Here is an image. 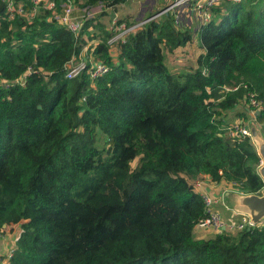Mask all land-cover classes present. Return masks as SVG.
I'll use <instances>...</instances> for the list:
<instances>
[{
	"label": "trees",
	"instance_id": "obj_1",
	"mask_svg": "<svg viewBox=\"0 0 264 264\" xmlns=\"http://www.w3.org/2000/svg\"><path fill=\"white\" fill-rule=\"evenodd\" d=\"M54 1L30 16L17 0L13 19L0 1V236L22 230L6 264H264V226L195 236L196 182L264 190L255 141L228 133L252 96L264 128V0L223 4L195 43L165 15L114 46L127 0ZM69 3L78 37L61 23ZM88 43L110 72L68 79Z\"/></svg>",
	"mask_w": 264,
	"mask_h": 264
},
{
	"label": "built area",
	"instance_id": "obj_2",
	"mask_svg": "<svg viewBox=\"0 0 264 264\" xmlns=\"http://www.w3.org/2000/svg\"><path fill=\"white\" fill-rule=\"evenodd\" d=\"M5 4L7 13L10 18L13 19L15 16H25L24 7L17 3V0H0ZM135 1L137 4L141 5L147 0H127L125 3L118 6L114 13L110 25V32L113 33V37L109 41V44L114 46L117 43H124L127 36L139 29H142L149 21L157 19L161 15H171L172 25L179 32H189L194 37V43L197 42V37L205 28L212 22L215 17V10L221 7L223 4H241L245 0H168L167 4L163 8L158 9V13L148 18L146 20H138L139 15L142 13L144 7L140 9L136 8V14L128 16L127 20L123 19V9L127 8L128 4ZM32 13L30 16H34L41 9L55 10L56 2L54 0H32ZM139 10V11H138ZM75 11V6L69 3L66 7L65 13L61 18V23L66 26L76 37H78L82 31L83 20H76L73 18L72 14ZM138 11V12H137ZM120 18L123 20L120 22ZM94 50H91V44L88 43L83 49L79 57H74L68 64V79H75L87 68H89V73L92 79H97L103 77L110 72V67L101 61L97 60L93 54ZM206 73V70L203 71ZM229 91L228 88H226ZM251 106L254 110L251 111L250 119L248 122H236L233 126L228 127V133L231 139L236 140L243 137H250L253 140L255 138L252 136V128H255L259 136V128H262L257 123V116L260 113L263 104L252 96ZM261 157V156H260ZM264 166L263 159L261 157L260 169ZM259 169V171H260ZM232 188L235 189L237 194L242 197L248 196L240 193L236 190V184H231ZM197 192L201 193L206 204L207 217L200 221L196 226V232H209L213 231L215 234H220L223 231L235 232L243 231L245 229H251L256 226H264V216L259 221L255 223L252 220L251 215L244 212H233L230 220L225 221L221 212L216 208L217 201L213 199L204 190V184L202 181H198L195 184ZM226 208H228L226 206ZM1 237V236H0ZM15 250H10L6 256L10 259Z\"/></svg>",
	"mask_w": 264,
	"mask_h": 264
},
{
	"label": "crops",
	"instance_id": "obj_3",
	"mask_svg": "<svg viewBox=\"0 0 264 264\" xmlns=\"http://www.w3.org/2000/svg\"><path fill=\"white\" fill-rule=\"evenodd\" d=\"M81 1L83 2V0H81ZM167 2H168V0H162L160 4H157V6L154 7L156 10L153 9L152 11L157 12L159 9L158 5L161 8H163L166 6ZM147 4H148V2H144L142 4V6L145 7V6H147ZM152 4H153L152 2L149 3V5H151V8H153ZM77 11L78 10L75 7L74 12H77ZM122 16H124V15H122ZM202 182L204 184V190L203 191L207 192L210 196L213 197V199H215L217 201L216 208H217V205H220V206H223L224 208L227 206L228 207L227 209L231 210L233 212H235L237 209L242 211L241 199L243 197H241L240 195L237 194L235 189L232 188L231 184H228L226 182H223L220 184H214L211 182V180L208 177H206ZM234 206H236V208ZM224 217L228 218L229 216L226 215ZM197 233H201V232H197ZM204 234H206V233H204ZM4 236L0 237V264H6L7 261L6 260L4 261L3 259L7 258L6 254L11 248L10 245L15 244L14 242L10 241V238H8L6 234ZM202 237H203V235L199 236L198 239H205Z\"/></svg>",
	"mask_w": 264,
	"mask_h": 264
},
{
	"label": "rangeland",
	"instance_id": "obj_4",
	"mask_svg": "<svg viewBox=\"0 0 264 264\" xmlns=\"http://www.w3.org/2000/svg\"><path fill=\"white\" fill-rule=\"evenodd\" d=\"M161 1L162 0H147L146 2H148V4L149 3H153L152 4V6H153V8H151L152 10L154 9V10H156L154 7H156L157 6V4H160L161 3ZM158 2V3H157ZM147 4V5H148ZM139 8L140 9V7H142L141 5H139V4H137L135 1H132V2H130L129 4H128V6H127V8H124L123 9V14H124V16H127V17H122L123 19H125V20H127V18H128V16H130V15H132V14H136V8ZM120 8V7H119ZM119 8H118V10H119ZM158 8H161L159 5H158ZM157 8V9H158ZM139 11V10H138ZM137 11V12H138ZM158 12V11H157ZM113 17H114V14H113ZM164 18V15H161L160 17H158L156 20H162ZM165 53L167 54V59H166V64L168 65V66H170V67H172V66H174V65H172V63H176V64H180L181 66H182V64H183V62L181 63H177L174 59H171L169 56H170V53H167V51H165ZM116 55H117V53H116V51L115 50H113V56H114V58L116 57ZM179 59H181L182 61H184L183 60V58H184V56H179L178 57ZM178 59V60H179ZM236 122H233V123H231L230 125H229V127L230 126H233L234 124H235ZM263 132H264V128H259V141L260 142H262V141H264V136H263ZM255 141V143H256V145H257V147H259V144H257L258 142L256 141V139L254 140ZM104 142H105V140L102 142V144H104ZM259 142V143H260ZM133 167L134 166H136V162H134L133 164ZM228 203V202H227ZM235 208H236V206H234ZM217 209H218V211L219 212H221V214H222V216H223V218L225 219V221H228V220H230V218H231V216L233 215V211H231V210H228L226 207L224 208L223 206H220V205H217ZM236 212H241L240 210H236ZM226 215H228L229 217L228 218H225L224 216H226ZM21 232H22V230H21V228L19 227V226H15V227H9V228H7V232L5 233L6 235H7V237L8 238H10V241H12V242H14L15 244H11L10 246H11V248H10V250H15L16 249V244H17V241H18V239H19V237H20V234H21ZM199 232H201V231H199ZM204 233H206V234H204ZM201 232V233H195V236H196V238H198L199 236H201V235H203V237L202 238H209V237H212V236H214L215 235V233L213 232V231H209V232ZM3 237V236H2ZM5 237V236H4ZM13 245V246H12ZM9 250V251H10ZM8 251V252H9ZM7 252V253H8Z\"/></svg>",
	"mask_w": 264,
	"mask_h": 264
},
{
	"label": "water",
	"instance_id": "obj_5",
	"mask_svg": "<svg viewBox=\"0 0 264 264\" xmlns=\"http://www.w3.org/2000/svg\"><path fill=\"white\" fill-rule=\"evenodd\" d=\"M252 136L254 138L258 137V132L255 128H252ZM258 152L259 155L262 157L264 163V141L259 143ZM260 175L264 180V166L260 169ZM241 205H242L241 212L251 215L252 220L255 223H259V221L264 216V190L262 191L261 196L259 195L244 196L241 199Z\"/></svg>",
	"mask_w": 264,
	"mask_h": 264
},
{
	"label": "bare ground",
	"instance_id": "obj_6",
	"mask_svg": "<svg viewBox=\"0 0 264 264\" xmlns=\"http://www.w3.org/2000/svg\"><path fill=\"white\" fill-rule=\"evenodd\" d=\"M255 139H256V141L258 142L257 144H259V142H260V141H259V136H258L257 138H255Z\"/></svg>",
	"mask_w": 264,
	"mask_h": 264
}]
</instances>
